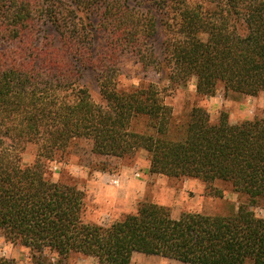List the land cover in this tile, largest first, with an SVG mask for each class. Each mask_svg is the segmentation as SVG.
<instances>
[{"label": "trees", "instance_id": "obj_1", "mask_svg": "<svg viewBox=\"0 0 264 264\" xmlns=\"http://www.w3.org/2000/svg\"><path fill=\"white\" fill-rule=\"evenodd\" d=\"M0 0V236L65 259L129 264L132 254L185 264H264V120L211 121L194 106L177 123L168 88L193 79L199 96L264 92V0ZM42 26L52 38H36ZM51 33V34H49ZM100 34V40L93 38ZM47 35V34H46ZM167 81L121 82V57ZM92 72L101 102L83 72ZM79 142L112 172L144 152L149 172L191 177L244 197L228 215L154 202L109 224L83 219L85 196L47 164ZM36 146L29 164L21 153ZM0 264H14L0 256ZM62 264V263H61Z\"/></svg>", "mask_w": 264, "mask_h": 264}, {"label": "rangeland", "instance_id": "obj_2", "mask_svg": "<svg viewBox=\"0 0 264 264\" xmlns=\"http://www.w3.org/2000/svg\"><path fill=\"white\" fill-rule=\"evenodd\" d=\"M130 3L140 4L139 0ZM149 1L146 0V4ZM42 26L36 38H52ZM47 34V35H46ZM51 34V33H49ZM93 38L101 36L94 33ZM2 44V42H0ZM1 47V45H0ZM121 82L124 85H136L139 82H157L166 86L167 81L160 73L139 70L132 56L121 57ZM83 79L97 102H101L95 75L84 71ZM164 102L172 107L177 123H185L190 109L198 106L207 111L211 121H216L221 113H227L231 123L258 118L264 120V92L255 96L219 90L213 96H199L195 92L194 80L185 86L170 89L165 93ZM85 142H79L72 152L61 161H50L47 164L49 176L54 181L73 184L83 191L85 208L83 219L86 222L109 224L134 212L140 202L148 201L167 207L173 217L183 212H201L214 215L233 213L244 197L234 192L229 185L216 182L220 190L218 195L197 178L167 177L149 172V162L144 152L114 160L116 167L112 172L95 170L93 164L102 160L89 154ZM36 155V146L28 144L21 153L24 164L31 163ZM257 215L263 214V208H253ZM0 256L11 259L14 264H100L95 258L72 253L65 259L57 254L44 251L42 255L33 249L6 241L0 236ZM129 264H185L175 259L159 255L133 253ZM248 264V263H245Z\"/></svg>", "mask_w": 264, "mask_h": 264}]
</instances>
